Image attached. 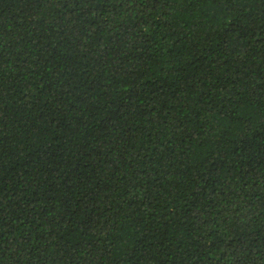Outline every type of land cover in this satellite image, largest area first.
Here are the masks:
<instances>
[{
  "label": "trees",
  "instance_id": "1",
  "mask_svg": "<svg viewBox=\"0 0 264 264\" xmlns=\"http://www.w3.org/2000/svg\"><path fill=\"white\" fill-rule=\"evenodd\" d=\"M0 264H264V0H0Z\"/></svg>",
  "mask_w": 264,
  "mask_h": 264
}]
</instances>
